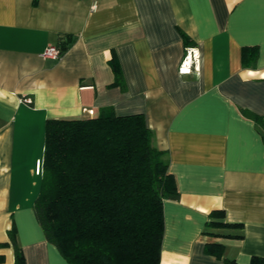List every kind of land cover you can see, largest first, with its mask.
Wrapping results in <instances>:
<instances>
[{
  "label": "crops",
  "instance_id": "1",
  "mask_svg": "<svg viewBox=\"0 0 264 264\" xmlns=\"http://www.w3.org/2000/svg\"><path fill=\"white\" fill-rule=\"evenodd\" d=\"M49 45L59 59L41 57ZM102 108L142 114L166 152L179 198L163 202L159 264L264 257V137L244 114L264 116V0H0V264L14 262L10 231L25 264H68L33 210L45 123Z\"/></svg>",
  "mask_w": 264,
  "mask_h": 264
},
{
  "label": "trees",
  "instance_id": "2",
  "mask_svg": "<svg viewBox=\"0 0 264 264\" xmlns=\"http://www.w3.org/2000/svg\"><path fill=\"white\" fill-rule=\"evenodd\" d=\"M256 57L255 47L242 50L244 66ZM110 66L113 85L123 88L119 65L111 59ZM244 114L264 137V116ZM178 198L166 152L155 146L142 114L117 116L102 108L90 118L46 121L33 210L45 239L68 264H159L163 202ZM219 226L240 225L207 224ZM8 235L13 264H25L14 233ZM206 252L219 257L222 246L208 244ZM249 264H264V257Z\"/></svg>",
  "mask_w": 264,
  "mask_h": 264
},
{
  "label": "built area",
  "instance_id": "3",
  "mask_svg": "<svg viewBox=\"0 0 264 264\" xmlns=\"http://www.w3.org/2000/svg\"><path fill=\"white\" fill-rule=\"evenodd\" d=\"M62 54H63V49L61 47L56 45H49L42 51L41 57L59 59L62 56ZM193 60L194 59L191 57V53L188 51L179 65V73L181 74L190 73ZM40 172H41V165L38 163L36 167V173L38 174Z\"/></svg>",
  "mask_w": 264,
  "mask_h": 264
}]
</instances>
